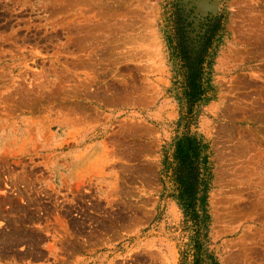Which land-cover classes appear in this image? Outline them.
I'll return each instance as SVG.
<instances>
[{"label":"rangeland","instance_id":"obj_1","mask_svg":"<svg viewBox=\"0 0 264 264\" xmlns=\"http://www.w3.org/2000/svg\"><path fill=\"white\" fill-rule=\"evenodd\" d=\"M203 1L0 0V264H264V0ZM187 130L199 233L163 175Z\"/></svg>","mask_w":264,"mask_h":264},{"label":"trees","instance_id":"obj_2","mask_svg":"<svg viewBox=\"0 0 264 264\" xmlns=\"http://www.w3.org/2000/svg\"><path fill=\"white\" fill-rule=\"evenodd\" d=\"M208 51L207 44L195 55L191 53L183 57L186 61L185 97L188 110L183 118L186 126L194 117L195 106L206 101L208 80L205 76V54ZM186 53V52H185ZM182 118V119H183ZM210 146L204 138L187 130L178 137L174 144L171 157L166 156L163 165V175L169 176L177 188L180 204L187 216L196 221L197 232H200L203 221L206 218L209 179L211 176ZM165 182V180H164ZM195 264H200L198 259ZM214 264V263H212ZM218 264V263H216Z\"/></svg>","mask_w":264,"mask_h":264},{"label":"bare ground","instance_id":"obj_3","mask_svg":"<svg viewBox=\"0 0 264 264\" xmlns=\"http://www.w3.org/2000/svg\"><path fill=\"white\" fill-rule=\"evenodd\" d=\"M209 1L212 3V4L210 3L211 5H209V6H216L217 0H204L202 4L203 5H208Z\"/></svg>","mask_w":264,"mask_h":264}]
</instances>
